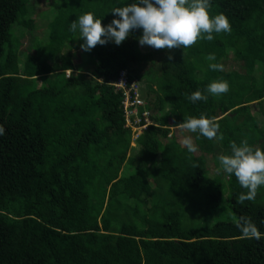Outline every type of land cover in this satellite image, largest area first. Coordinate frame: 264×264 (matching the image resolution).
<instances>
[{"label":"trees","instance_id":"1","mask_svg":"<svg viewBox=\"0 0 264 264\" xmlns=\"http://www.w3.org/2000/svg\"><path fill=\"white\" fill-rule=\"evenodd\" d=\"M62 1L45 44L21 64L23 31L16 39L12 29L28 0H0V264H264V236L243 238L236 227L245 216L264 233V186L241 203L247 190L226 174L224 199L208 166L232 142L264 150V0H212L210 15L223 13L231 32L186 49L143 53L142 30L98 44L85 52L87 70H76L69 23L93 12L103 27L128 0ZM216 62L223 71L209 70ZM122 71L152 114L134 147L113 86ZM216 80L227 93L186 99ZM201 115L223 138L192 133L189 153L173 130Z\"/></svg>","mask_w":264,"mask_h":264},{"label":"clouds","instance_id":"2","mask_svg":"<svg viewBox=\"0 0 264 264\" xmlns=\"http://www.w3.org/2000/svg\"><path fill=\"white\" fill-rule=\"evenodd\" d=\"M212 0H129L122 6L113 7L109 13L113 15L111 22L102 27L101 20L95 18L93 12L84 13L69 23V31L79 34L83 41L82 51L90 52L96 45H105L109 42L119 46L129 38L134 30H142L137 37L138 44L153 49L171 50L174 48L186 49L198 39L212 41L214 33H230L231 25L228 18L219 13L210 15ZM207 61H215V54H209ZM209 70L223 71V65L208 64ZM229 84L225 80H216L209 83L203 92L196 90L186 96L191 103L207 101L209 96H220L227 93ZM179 126L189 133H195L196 139L201 137L207 140L223 138L219 132V125L210 118L201 115L199 118L189 117ZM4 128L0 126V136ZM181 144L189 153L195 152L192 137L185 136ZM231 154L217 157L219 167L217 173L234 176L246 193L239 196L240 202L252 201L257 195L258 188L264 186V150L254 148L247 140L239 145L230 144ZM195 166V165H194ZM236 227L243 238L260 240L261 233L251 218L241 216Z\"/></svg>","mask_w":264,"mask_h":264},{"label":"rangeland","instance_id":"3","mask_svg":"<svg viewBox=\"0 0 264 264\" xmlns=\"http://www.w3.org/2000/svg\"><path fill=\"white\" fill-rule=\"evenodd\" d=\"M62 0H28V6L26 9V13L22 14L20 16L19 22H17L16 25H14L12 29V35L19 38L20 35H18L21 30L23 31V36L20 38L18 42V53L20 56L21 64L25 63V58H29L30 56L36 54V50L41 49V47L45 44V41L47 40L48 34L50 33V24L53 22L54 18L58 15L60 12L62 6H63ZM33 20L32 25L30 28L27 27H21L22 21H30ZM16 38V39H18ZM77 40V39H76ZM79 40V39H78ZM78 40L74 44L75 50L73 52V58L74 63L76 66V70L82 68L83 70H87L90 66L88 63V57L85 53V51H82L81 48L78 46ZM140 49L143 53H149L152 51L153 48L149 46H140ZM236 62H239L236 60ZM235 62V57L230 58L229 65L232 66V70L238 71V64ZM149 69V65L143 67L144 73L147 72ZM68 74V73H67ZM70 77V74H68ZM41 84V83H39ZM173 135L176 136L178 143L181 144V140L185 136H191L192 142L194 147L195 143L193 141V135L192 133L187 132L184 129L179 130H173ZM133 142V141H132ZM135 142L132 143L131 147H134ZM222 151L217 149L216 151V160H213V158H208V166L210 167L209 176L210 178H214L215 176H218L220 178V183L222 186H224V189L222 191L224 199H227L229 196V192L227 190V175L221 173H217L216 169L219 167L218 159L217 157L222 155ZM217 184V183H216Z\"/></svg>","mask_w":264,"mask_h":264},{"label":"built area","instance_id":"4","mask_svg":"<svg viewBox=\"0 0 264 264\" xmlns=\"http://www.w3.org/2000/svg\"><path fill=\"white\" fill-rule=\"evenodd\" d=\"M70 74V72H67ZM67 74V77L69 76ZM113 86L116 92L122 95V108L126 120V128L132 131L133 142H135L142 133L152 125L150 111L141 109L146 106L145 101L142 99L141 87L139 83L129 79L128 73L122 71L119 78Z\"/></svg>","mask_w":264,"mask_h":264}]
</instances>
